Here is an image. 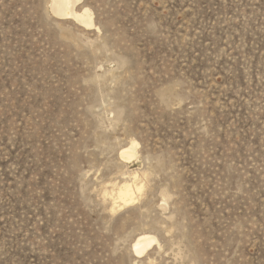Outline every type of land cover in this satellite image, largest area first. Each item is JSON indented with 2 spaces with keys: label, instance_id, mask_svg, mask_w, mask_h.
I'll return each mask as SVG.
<instances>
[{
  "label": "rangeland",
  "instance_id": "obj_1",
  "mask_svg": "<svg viewBox=\"0 0 264 264\" xmlns=\"http://www.w3.org/2000/svg\"><path fill=\"white\" fill-rule=\"evenodd\" d=\"M53 3L0 0V264H264V0Z\"/></svg>",
  "mask_w": 264,
  "mask_h": 264
},
{
  "label": "bare ground",
  "instance_id": "obj_2",
  "mask_svg": "<svg viewBox=\"0 0 264 264\" xmlns=\"http://www.w3.org/2000/svg\"><path fill=\"white\" fill-rule=\"evenodd\" d=\"M81 1L82 0H54L53 10L55 14L60 17L73 18L84 26L94 27V13L87 8H84L83 10L76 9V5ZM121 154L122 157L129 158V156L134 154V150L124 149ZM133 180L132 183L124 180L125 182L123 184L117 185L118 187L115 189L116 191H114V193L111 192L112 194L110 195H112L113 210L134 203L142 195L145 185L141 184L139 181V175L135 174ZM153 241V237L148 233L139 235L137 237V242L135 243L136 251L142 253L146 247L153 243Z\"/></svg>",
  "mask_w": 264,
  "mask_h": 264
}]
</instances>
